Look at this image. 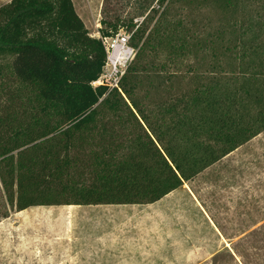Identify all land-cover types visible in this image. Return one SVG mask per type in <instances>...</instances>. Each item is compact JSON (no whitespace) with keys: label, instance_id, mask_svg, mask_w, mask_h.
<instances>
[{"label":"trees","instance_id":"trees-1","mask_svg":"<svg viewBox=\"0 0 264 264\" xmlns=\"http://www.w3.org/2000/svg\"><path fill=\"white\" fill-rule=\"evenodd\" d=\"M109 3L100 36L136 50L119 90L91 86L105 49L72 0L0 5V219L153 203L264 131V0Z\"/></svg>","mask_w":264,"mask_h":264},{"label":"rangeland","instance_id":"rangeland-1","mask_svg":"<svg viewBox=\"0 0 264 264\" xmlns=\"http://www.w3.org/2000/svg\"><path fill=\"white\" fill-rule=\"evenodd\" d=\"M7 1L0 0V5ZM102 1L72 0L94 37L100 36ZM109 1L110 7L122 10L123 16L133 6L128 0ZM192 18L205 23L215 15L199 10ZM188 186L208 216L185 200L187 191L176 189L172 200L177 205V219L161 226L162 242L165 244V239L170 238L171 249L161 264H264V131L204 169ZM4 206L0 197V213ZM40 207L8 209V216L0 219V264L111 261L85 255L86 249L97 245L92 236L100 229L89 220L95 213L92 207H82L72 214L58 209L39 214ZM64 215L66 221L60 218Z\"/></svg>","mask_w":264,"mask_h":264},{"label":"crops","instance_id":"crops-1","mask_svg":"<svg viewBox=\"0 0 264 264\" xmlns=\"http://www.w3.org/2000/svg\"><path fill=\"white\" fill-rule=\"evenodd\" d=\"M179 188L187 191L189 196L185 200L192 207L199 206L202 215L205 213L208 216L188 182ZM175 191L176 189L158 201L147 204L49 205L41 206L38 213H46V209H58L72 214L82 207H92L95 213L89 220L100 229L96 231L97 235L92 236L97 245L86 249L85 255L111 260H107L106 264H161V259L168 257L171 251L168 244L170 238L165 239V244L162 242L161 226L169 225L178 216L175 211L177 205L172 200ZM60 218L65 221L67 219L66 216ZM69 218L71 221V217Z\"/></svg>","mask_w":264,"mask_h":264},{"label":"built area","instance_id":"built-area-1","mask_svg":"<svg viewBox=\"0 0 264 264\" xmlns=\"http://www.w3.org/2000/svg\"><path fill=\"white\" fill-rule=\"evenodd\" d=\"M105 49V60L99 77L91 82L92 87L107 86L119 90V81L127 65L135 56V48L129 45L128 35L118 32L112 37L98 36Z\"/></svg>","mask_w":264,"mask_h":264}]
</instances>
